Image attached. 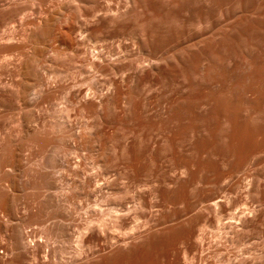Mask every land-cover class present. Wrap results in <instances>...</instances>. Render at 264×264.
Segmentation results:
<instances>
[{"label": "bare ground", "instance_id": "bare-ground-1", "mask_svg": "<svg viewBox=\"0 0 264 264\" xmlns=\"http://www.w3.org/2000/svg\"><path fill=\"white\" fill-rule=\"evenodd\" d=\"M145 9V0H0V264H95L100 245L128 241L143 264L144 189L136 175L129 190L127 138L115 132L148 114L147 77L170 58L157 53L159 17L147 22ZM195 38L186 49L220 34L206 27ZM244 55L239 69L221 55L195 59L188 97L175 107H203L202 119L226 125L237 144L250 124H264V52ZM172 111L155 112L170 120ZM263 169L252 160L230 188L255 196ZM58 182L60 198L50 192ZM254 203L223 228L225 243L264 207ZM235 260L224 263L242 264Z\"/></svg>", "mask_w": 264, "mask_h": 264}, {"label": "rangeland", "instance_id": "rangeland-1", "mask_svg": "<svg viewBox=\"0 0 264 264\" xmlns=\"http://www.w3.org/2000/svg\"><path fill=\"white\" fill-rule=\"evenodd\" d=\"M174 1L172 5L171 0H145L147 22L159 17L157 53L170 58L160 64L156 75L147 77L148 114L132 119L128 130L115 132V138H127L129 190L134 191L131 179L136 175L144 189L143 264H225L228 258L240 259L242 264H262L264 207L247 230H239L236 242L225 243L221 233L232 222L231 217L252 209L256 200L264 204L262 188L255 196L247 195L243 185L230 188V181L247 172L249 162L264 160V124H250L244 141L237 144L230 140L226 125L202 119L203 107L189 115L178 113L175 107L188 97L195 59L212 60L221 55L239 69L246 57L244 51L255 48L264 52V0ZM203 27L219 33L220 38H213L198 51L186 49L184 45L196 39ZM174 54H180L182 62H174ZM196 93L192 91V95ZM166 104L173 105L170 120L155 112ZM114 140L118 146L119 139ZM2 169L13 172L11 167ZM54 172L53 177L59 175ZM58 184L50 192L60 198ZM215 197L219 206L209 208L210 199ZM138 256L132 241L117 248L100 245L95 264H137Z\"/></svg>", "mask_w": 264, "mask_h": 264}]
</instances>
